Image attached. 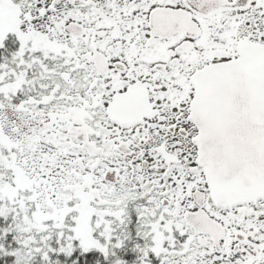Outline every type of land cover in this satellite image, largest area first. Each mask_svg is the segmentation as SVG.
<instances>
[{
    "label": "snow or ice",
    "instance_id": "6c2138e0",
    "mask_svg": "<svg viewBox=\"0 0 264 264\" xmlns=\"http://www.w3.org/2000/svg\"><path fill=\"white\" fill-rule=\"evenodd\" d=\"M0 264H264V0H0Z\"/></svg>",
    "mask_w": 264,
    "mask_h": 264
}]
</instances>
